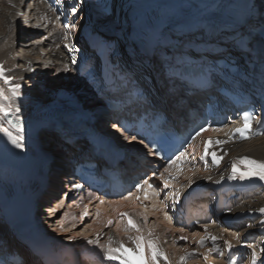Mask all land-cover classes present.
Returning a JSON list of instances; mask_svg holds the SVG:
<instances>
[{
  "label": "bare ground",
  "instance_id": "1",
  "mask_svg": "<svg viewBox=\"0 0 264 264\" xmlns=\"http://www.w3.org/2000/svg\"><path fill=\"white\" fill-rule=\"evenodd\" d=\"M115 2L117 3L115 0H75L76 4H82V8L78 10L73 20L71 0H0V65L3 66L5 75L12 77L13 83L22 85L21 96L15 100L16 106L21 109L19 116L26 117L55 105L72 104L92 108L98 103L103 104V97H107L103 96L105 92L103 78L96 72L94 50L88 52L86 50L91 44L97 45L95 37L104 35L108 36L111 42L119 40V36L132 32V22L136 19L144 21L141 31L145 35L151 32L147 26L154 21L152 17L159 15L161 27L166 28V31H160L163 33L159 35L161 47L166 44L175 45L171 51L176 53L180 48L186 47L189 41H207L210 44L214 41L213 46H220L222 43H228L225 34L231 33L222 29L220 20L227 12L245 7L244 0H120L119 9L116 8ZM252 3L259 4V0L249 2L247 10L249 14H252L250 7ZM118 13L123 15L119 16ZM184 18L194 20L196 24L207 19L213 26L212 31L208 34L196 32L188 34L171 28L174 20ZM25 19L28 21L27 24ZM70 22L77 24L76 29L71 30L67 38V43L75 46L73 52L64 47L66 42L64 32L67 29L63 25ZM256 22H259L258 17ZM23 36L26 42L20 44L19 40ZM114 50L120 60L122 71H126L133 79L137 78V81L144 85L139 86L142 89L171 86L165 85L164 73L159 69V65L153 74L152 83L145 84L142 73L148 65V58L144 56L143 47L139 44L126 43L123 44L122 50L120 48ZM72 56L77 59L74 65L71 64ZM66 64L69 66L68 71L64 70ZM0 87L7 89L2 79ZM167 106L173 109L172 119L185 107ZM233 119L231 125L216 133L203 135L188 158L168 167L166 171L168 187L165 188V184H158L155 189L149 191L152 195L151 204L142 211L137 209V204L133 200H122V196H126L129 191L105 197H99L93 191L74 192L71 188L72 178L63 176L68 171V162L61 161L62 158L53 144L50 149L47 147L43 153L40 152L39 134L35 132L25 134L23 149L15 148L0 135V150L5 148L20 156L43 159L41 164L43 180L39 188L40 214L51 235L67 237L84 232L89 238L95 239L99 232L100 244L106 243L111 235L115 241H122L129 249L125 255L131 264H149L147 245L141 242L139 254L134 252L132 250L134 246L127 239L123 227L127 224V218L117 216L118 212H128L144 234H147L149 229L152 230L158 246L168 257L167 261L163 258L158 259L157 264H181L178 258L186 251H193L196 255L184 260L182 264H228L229 249L224 250L226 254L222 258L218 239L216 245L219 252L210 253L208 260L205 261L203 254L213 246L212 240L207 237L218 238L215 230L223 234L227 231L223 240L231 242L234 237L228 231L238 230L244 225L253 226V223L260 225L259 221L264 219V216L256 211L264 207V182L255 178L243 181L239 178L228 179L232 171V160L237 159L240 171L245 169V165L238 160L240 157L248 156L264 161V134L242 140L239 133H232V129L241 126L242 121L235 117ZM102 123L104 124L102 127L112 125ZM252 129L256 130L254 121ZM113 137L118 138L116 135ZM219 140L227 143L219 144L217 143ZM129 148L131 155L128 159L137 166L131 167L127 163L124 169L131 170L128 175H132L139 173L137 171L138 167H141L139 161L146 156L139 146L133 144ZM213 154L217 157V164L212 163ZM201 156L205 159L201 160ZM215 181L220 183L217 184ZM61 199L64 200L63 206L52 216L47 214L48 209L56 208ZM153 205L156 206L155 209ZM97 208L100 210L99 217L96 215ZM85 211L87 215L82 220L81 213ZM141 214L147 215L146 222ZM194 214L210 218L211 222L203 220L205 221L203 224H196L192 222ZM109 218L113 223L106 228L105 224ZM117 224H120L119 229ZM61 226L68 231L61 232ZM253 231L254 229L250 230L251 233ZM250 232L241 233L239 239L236 238L238 246L231 242L233 245L231 258L235 264H242L239 255L242 253L244 255L247 250L246 243L252 239ZM130 234L135 236L136 229L132 228ZM262 235L264 237V231ZM181 237H187V240H182ZM201 237L206 238L203 247L197 243ZM8 242L3 246L9 245L11 248L19 246ZM71 243L77 248L86 247L99 254L104 264H119L117 260H105L102 249L87 244L83 236L77 237Z\"/></svg>",
  "mask_w": 264,
  "mask_h": 264
},
{
  "label": "snow or ice",
  "instance_id": "2",
  "mask_svg": "<svg viewBox=\"0 0 264 264\" xmlns=\"http://www.w3.org/2000/svg\"><path fill=\"white\" fill-rule=\"evenodd\" d=\"M72 7L71 13L72 19H75L78 10L82 8V4H76L75 0H71ZM252 9V14L242 20L237 29L231 33H226L225 36L228 40V43H222L220 46H213L207 41H189L186 47L180 48L176 53L171 51L172 47L175 45H164L161 47L158 39L157 42L152 47V55L148 57V65L143 69V79L146 85L152 83L153 74L157 71V65L159 69L164 73L165 86L163 88L156 87H145L136 92V98L141 99L146 103L155 105L160 103L162 105H173L177 108L183 107L187 100V94L189 92H196L198 90H207L210 89L217 80V74L223 69H236L240 71L243 67L245 74L247 73L248 65H251L252 70L254 71L257 65L259 66V76L262 81V89H264V0H259V4L252 3L250 5ZM258 17V24H257ZM59 19V17H57ZM28 21L25 19V24ZM67 31L64 32V40L66 41L64 47L68 49L69 52L75 51V46L67 43V38L71 30L76 29V23H66L63 25ZM181 32H187L191 34L193 32L200 34H208L212 31L213 26L208 21H200L195 25L191 26H176ZM163 33H156L158 37ZM177 39H182V37H177ZM234 54H239L242 57H247L245 60L244 66H241L238 62L233 63L232 57ZM222 58V59H221ZM211 60V63H209ZM77 59L75 56L71 57V64H76ZM111 63V61H109ZM114 68L116 66H113ZM64 70L68 71L69 66L66 64ZM59 71V69H58ZM124 78L127 79V75L124 74ZM0 79L3 80L4 85L7 86V89L0 87V135L6 138L7 142L13 145L17 149H23L25 144V126L22 123L20 116L18 115L21 111L19 106H16L15 100L21 96V87L20 83H13L12 77L5 75V71L2 65H0ZM179 85V87H177ZM261 115L256 116L255 108L251 110L243 111L241 114L242 124L239 127L232 129V133H239L240 139H249L253 135L264 134L260 131L252 129L253 120H255L256 128L264 129V93L261 95V104H260ZM11 117V118H10ZM7 125V126H6ZM116 125L113 124V128ZM205 128L201 127L200 131H204ZM218 130V129H214ZM200 132H196V135H199ZM127 138V137H126ZM194 138V137H193ZM136 136H131L130 140L135 141ZM140 143H144L143 140ZM219 144H225L227 141L219 140ZM147 147V145H145ZM151 151V150H150ZM159 154V151L156 152ZM184 153H180L176 157V160H179ZM201 160H204L205 157L201 156ZM239 162L245 165V169L240 171L238 169L237 159L231 161V174L228 176L229 180L239 178L243 180H251L253 178L264 182V161H258L252 159L248 156L238 158ZM174 161L169 160L168 163L171 165ZM212 163L217 164V157L213 154ZM167 171V168L165 169ZM155 176V173H153ZM163 179V177H161ZM170 178V177H169ZM211 179V177H208ZM223 179V177H221ZM191 183V182H190ZM215 183H220V181H215ZM152 188V183H150V178L144 179L139 183L135 184L136 192H140L144 187ZM165 188L168 187L167 182L165 181ZM82 186L80 184H73V189H80ZM68 195L67 193L65 194ZM178 195V194H176ZM135 201L143 205V201L139 200L138 196L134 197L133 192L129 191L126 196H122V200ZM103 202V201H101ZM64 200L61 199L57 204L56 208L49 210V215H53L56 210L62 207ZM87 207V206H85ZM153 205V209H155ZM262 216H264V207L257 209ZM87 215V212L81 213V219L83 220L84 216ZM97 217L100 216V210L97 208ZM143 215V219L147 221V215ZM117 216L119 218H127V224H125L124 230L127 236V239L133 244V251L139 254V249L141 247V242L147 245L148 248V260L149 264H157L158 259L163 258L168 260V257L165 255L164 251L158 246V241L154 236L151 229L148 230L147 234H144L141 231V227L138 226L128 212H118ZM113 220L109 218L106 221L105 226L112 225ZM261 226H264V219L259 221ZM252 227V225H249ZM117 228H120V224H117ZM132 228L136 229V235L133 236L130 234ZM205 231H207V225L204 226ZM61 232H67L68 229H65L61 226ZM264 231V227H262ZM100 233L97 232L96 238H89L86 233L81 232L76 235L67 236L68 241H74L79 236H83L89 245H96L103 251L104 259L107 261L117 260L119 264H131L125 255L129 249L125 246L122 241H115L114 238L110 235L104 244H100ZM239 239V237H236ZM182 240H187V237H181ZM205 237H201L197 243L203 247L205 244ZM207 239L212 240L213 246L208 249L204 254L205 261L208 260L210 253H218L219 248L216 245L217 237L208 236ZM264 243V240H262ZM227 248L229 249V259L228 264H235L231 258V250L233 245L230 241H225ZM248 248L252 249L251 251V261L250 264H257L258 253L256 248L252 244L247 245ZM264 252V249H261ZM196 255L193 251H186L178 259L182 262L189 257ZM32 256L39 259L40 264H66V257L56 252L55 250L39 253L32 251ZM75 258V253H73ZM0 264H6V262L0 259ZM11 264H28L25 256L16 252L11 257ZM264 264V261L261 262Z\"/></svg>",
  "mask_w": 264,
  "mask_h": 264
},
{
  "label": "rangeland",
  "instance_id": "3",
  "mask_svg": "<svg viewBox=\"0 0 264 264\" xmlns=\"http://www.w3.org/2000/svg\"><path fill=\"white\" fill-rule=\"evenodd\" d=\"M115 1H117V3L115 2L116 3V8L119 9L120 8V6H119L120 3H118V2L120 0H115ZM176 13H179V12H176ZM120 15H123V14H119V16ZM182 16H184V15H182ZM25 40H26V38L23 36L22 39L19 40V43L22 44V43L26 42ZM40 143H41V147L42 148L43 147L44 148L49 147L48 149H50V147H52V143L51 142H47V139L46 138L40 137ZM44 145H46V146H44ZM61 161H64V160L61 159ZM64 163H65V161H64ZM49 210L50 209H48V211H47L48 213H49ZM253 224H254L252 226L253 228H251V227H249L247 225H244V226H241L240 229H238V230H235V231L233 230V231H228V232H229V234L231 233L233 235V237H234L233 238V241H231V242L232 243L234 242V244H235L234 246H236V245L238 246V241L236 240V237H239L241 235V233H246V232L249 233L251 229H254V231L252 233L250 232V234H249L252 239L250 240L249 243H246V247H247L248 244H252V245L255 246L256 251L258 253L257 264H261V262L264 261V252L261 251V249H264V243H262V240H264V237L262 235L263 231H261V228L264 227V226L257 225V223H253ZM215 233L218 236L217 239L220 240V242H218L219 243L218 246H220V248L222 250L221 251L222 252L221 253V255H222L221 257L224 258L225 257V254H226L224 250L227 249V245L225 244V241L223 239H224V235H226L227 231L224 232L225 234H223V232H221L219 230H215ZM196 238H197V236H196ZM251 251H252V249H250V248L247 247V250L245 251L246 253L244 252V255H243V253L239 255L242 264H250V261H251Z\"/></svg>",
  "mask_w": 264,
  "mask_h": 264
}]
</instances>
